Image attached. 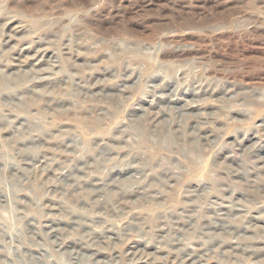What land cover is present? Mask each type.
Instances as JSON below:
<instances>
[{
	"label": "rangeland",
	"instance_id": "1",
	"mask_svg": "<svg viewBox=\"0 0 264 264\" xmlns=\"http://www.w3.org/2000/svg\"><path fill=\"white\" fill-rule=\"evenodd\" d=\"M49 65L75 82H86L91 92L76 99L74 95L82 92L80 83L69 79L33 87L49 100L65 102L42 101L28 108L17 99H0L1 116L10 115L9 123L0 126V157L13 158L17 165L0 162V264H80L82 255H92L91 261L99 264H264L263 250L252 257L241 251L246 245L255 251L264 248V0H0V89L4 76L23 82V76L33 75L32 69ZM31 94L19 97L28 100ZM143 117L151 131L172 119L173 134L178 126H187L185 141L175 142L171 152L158 153L184 175L164 188L166 199L149 210L129 204L124 215H117L119 204L116 212L98 214L71 199L92 187L81 181L79 188L62 190L67 176L86 178L69 171L74 167L71 158L81 153H63L59 141L72 134L83 144H108L110 137L120 136L113 133L118 128L134 124L138 130ZM32 120L47 123L42 143L13 144L15 137L6 125L19 127L16 135H21ZM92 120L99 126L96 134L87 127ZM178 144L187 147L183 156L177 153ZM37 146L38 158L29 154ZM24 149L23 158L19 153ZM134 150L128 145L113 154L112 163L104 168L133 159L127 155ZM148 153L157 154L154 149ZM52 159L57 162L48 165ZM138 160L135 166L140 165ZM79 166L85 169L84 164ZM237 171L249 175L248 182L233 174ZM94 172L102 180L108 176L107 170ZM132 174L113 173L112 183L124 184ZM245 185L259 196H244ZM208 189L206 199L185 198L187 191H196L197 196ZM215 195L238 205L241 200L245 211L234 212V220L253 231L225 235L229 244L221 248L213 244L208 247L212 252L199 259L160 237L157 251L149 244L153 239L149 232L130 229L121 240L115 238L128 223L146 219V227L156 226L154 218L161 213L215 202ZM207 204L206 208L218 207ZM211 212L206 215L213 218ZM226 212L220 215L226 218ZM205 213L197 209L192 215ZM89 215L102 219L91 222L95 219ZM78 223L89 225L90 234L84 233L89 229L85 226L78 229ZM179 229L176 225L171 236L180 242L194 238L192 231ZM221 251L227 254L223 257Z\"/></svg>",
	"mask_w": 264,
	"mask_h": 264
},
{
	"label": "bare ground",
	"instance_id": "2",
	"mask_svg": "<svg viewBox=\"0 0 264 264\" xmlns=\"http://www.w3.org/2000/svg\"><path fill=\"white\" fill-rule=\"evenodd\" d=\"M33 72L32 76H23L22 78L24 79L23 82H14L13 80H9V77L4 76L6 79H4V89H0V99H17L19 100V104L21 106L26 104V107H35L38 106V103H41L42 101L44 104L49 105L50 102H65L63 98L58 99L57 97H52L50 100L48 99V95L40 93L39 91H36L33 87L35 84H45V85H52L57 83H63V82H69V79L73 83H80V82H75L72 77H70L67 74L61 75V72H55L54 67L52 65H49L48 68L45 69H32ZM48 76H46V75ZM156 76V75H155ZM20 77V76H19ZM78 88H81L82 92H78L77 94L74 95V97L81 98L82 94L84 91V96H87L89 92H91V87L86 83H80V85L77 86ZM33 94H31V92ZM24 93H30L31 98L26 100L24 97H19L20 95ZM83 97V96H82ZM49 103V104H48ZM191 104V103H190ZM199 106V105H198ZM191 108V107H190ZM22 109V108H20ZM8 111V110H6ZM115 112V111H112ZM3 113V112H2ZM29 113V112H28ZM192 113V112H191ZM112 114V113H111ZM194 114V113H193ZM12 115V114H11ZM1 116V114H0ZM7 116H10L9 114H5L0 117V126L4 125L6 123H9ZM194 116V115H193ZM104 117V116H102ZM31 118V117H30ZM32 119V118H31ZM195 120V117L193 118ZM95 120V119H94ZM92 120L89 122L88 126L90 130H93V133L96 134L95 132L99 129V126L97 125L98 123L94 122ZM174 120L172 119V122L169 124H165L160 130L158 131H151L149 129V123L147 121V118L143 117L142 119L138 120L137 122V128L136 130L134 124L132 125H127L122 128H118L117 131H113L114 134H119L120 136L116 137H110L111 143L108 144H103V145H98V144H83L80 139L77 136L74 135H66L64 138H62L61 141H59L58 148L62 149L63 153H66L67 155L70 153H81L80 155L82 156H77L72 159V162L74 163V167L69 169L70 172L74 173H80L83 176H85L86 179L80 180V178H75L72 176H67L64 183L62 185V190L70 192L71 187L74 185H77L79 188V184L81 181L84 182V185H90L92 189L90 190H82L80 195L77 196H71V199L76 200V201H82L85 203V206L89 208L91 211H94L95 213H100L101 211H106V212H114L116 208V204L121 205L120 208L117 207L116 211L119 212L121 211L120 214L117 215H124L126 210V206L130 205H138L140 208H146L148 207L153 208L154 205H158L160 203V199H166V191L164 188H169L172 182H177L181 180L178 175H183L180 171H177L175 167L172 165L171 162H168L166 158H158V153L166 151V150H171L175 148V142L178 141H185L188 137L187 135V126L180 125L179 130L173 134V125H174ZM197 122V121H196ZM33 125L28 126L25 130H23V133L21 135L16 133L18 130H20L19 127L13 126V125H6L8 129H10L13 137L12 143L15 144L16 146L18 145H23L26 144L27 142L37 144V143H42V137L46 134V132L43 128H45V125H47L46 122H38L36 121L35 123L32 120ZM45 125H44V124ZM200 123V122H199ZM97 125L96 127H93V125ZM23 124H21L22 126ZM100 125V124H99ZM135 127V128H134ZM17 129V131H15ZM48 130V129H47ZM165 130V132H164ZM173 130V131H172ZM99 132V131H98ZM97 132V133H98ZM93 134V135H94ZM15 135V136H14ZM153 135V138L151 140V137ZM177 139V140H176ZM46 143L48 141L44 139ZM131 141V142H129ZM88 143V142H87ZM121 144V145H120ZM125 144V145H123ZM137 144V147H136ZM42 145V144H41ZM133 147L135 149L131 153L127 155L129 158H133L128 160V162H121L112 168H104V166H108L111 161H113V154L117 155L118 152L126 147ZM149 145V146H148ZM38 148H34V151H29V154L35 155L36 158H38L41 155L40 147L37 146ZM186 146H180L178 144L177 147V153L183 156V152L186 149ZM154 149L156 151V155L153 156L148 153L149 150ZM32 150V148L30 149ZM171 152V151H170ZM24 153H26L25 149L20 151V155L23 156L24 158ZM40 154V155H39ZM157 156V158H155ZM34 158V160H36ZM41 158H46V157H41ZM40 158V159H41ZM126 159V158H125ZM139 162V166H135L134 163ZM176 159V157H175ZM5 160V161H4ZM0 162L5 164L6 167H13L15 168L16 163L13 160V158L7 159V158H1L0 157ZM57 161L55 159H52L49 161L48 165H52L56 163ZM112 163V162H111ZM114 163V162H113ZM80 164H84V168L79 166ZM47 165V166H48ZM112 166V165H111ZM110 166V167H111ZM95 168H99L101 170H107L108 171V176L105 178V180H102L100 176L95 175L94 170ZM177 168V167H176ZM84 170V171H83ZM133 178H129L124 184L119 183V181L114 180L112 183V177L111 174L113 173H132ZM230 173V172H229ZM110 174V175H109ZM236 174L240 179L245 180L248 182V177L249 175L239 173L238 171ZM235 175V176H236ZM260 175V174H259ZM113 176V175H112ZM261 177V176H260ZM259 177V178H260ZM152 180V181H151ZM64 181V180H63ZM154 183V184H153ZM257 183V182H256ZM253 182V187L254 184ZM69 185V186H68ZM172 186V185H171ZM245 194L244 196L246 197H253L255 198L256 196H259L258 194H250L249 189L252 186H247L245 185ZM113 188V189H112ZM212 188V187H211ZM84 189V188H83ZM207 189V188H206ZM116 190L118 192H116ZM196 192V191H193ZM192 191H187V194L185 195V198L187 197L188 199L192 198H200L201 196L205 198V195H209L211 193V190L208 189L204 192L205 194L201 195H193ZM90 193V194H88ZM73 194V193H71ZM88 194V195H87ZM232 194V193H230ZM236 193L233 192V196ZM131 197L132 199H128ZM162 197V198H161ZM215 200H210V201H205L204 205L202 206H197L193 205L192 207H185L181 213L175 212V213H169V212H163L159 217L154 218L155 222L157 223L156 226H147L146 227V222L143 220L142 223H128V226L125 227L124 232L120 233L119 235L114 234L115 238L118 240H121L123 235H128L127 231L131 229V231H138L140 234H144L146 232H149L153 237L151 243H149L151 246H155V249L159 251L161 249L159 243L160 240L158 237H160L164 241L166 239L169 242V246L173 245H178L180 248L182 247L183 249H180V251H185L189 249L186 252V254H192V256L196 255L195 257L199 259L201 256L200 254H206V253H211L212 251L208 248L209 246L213 245L214 246L217 244L219 245L218 247L221 248L227 244L228 238L225 237V235L233 234L236 230L240 232V229L243 230L244 232H250L253 231L250 229V227H247L246 225H241L240 223L235 222L234 219H236L234 216V212L238 211H245L243 205L241 204H236V201L229 200L230 198L227 197H220V196H213ZM206 199V198H205ZM211 202L216 205V208L214 207L211 208H206L207 203ZM220 202V203H217ZM230 203L229 206H226L224 209V204ZM123 203V204H122ZM64 204V203H62ZM161 205V204H160ZM134 208V206H132ZM131 207V209H132ZM162 208V206H160ZM70 208V207H67ZM160 208V209H161ZM246 208V207H245ZM120 209V210H119ZM130 209V210H131ZM159 209V208H158ZM201 213L202 209L206 210V213L200 217L192 215L194 212ZM217 209V211H215ZM133 210V209H132ZM149 210V209H148ZM211 210H214L215 216L213 218H210V216L206 215L209 213H212ZM115 211V212H116ZM154 211V210H153ZM226 212L228 216L226 218H223L222 215H220L221 212ZM131 212V211H130ZM162 212V211H161ZM232 212L233 215L230 213ZM246 212H248L246 210ZM245 212V213H246ZM65 213H68L65 210ZM104 213V212H103ZM135 213V212H134ZM160 213V211H159ZM70 214V212H69ZM131 214V213H130ZM128 214V215H130ZM113 215V214H112ZM91 218L95 219L94 221L91 222H98L102 219L101 216H95L92 217V215H89ZM142 215L140 214V217ZM124 217V216H123ZM138 217V216H137ZM198 217V218H197ZM255 217H253L254 219ZM97 219V220H96ZM127 219V218H126ZM258 219V218H255ZM132 220V219H131ZM110 221V220H108ZM150 225V224H149ZM176 225L180 227L179 231L182 233H190V231L193 232L194 238L190 239L189 242H180L178 239L174 238L171 236L172 231L175 230ZM77 228H89L87 231H84V233H87L88 235L90 234L89 230L90 227L87 224H77ZM76 229V228H75ZM52 230V228H51ZM150 230V231H148ZM213 230H219L222 233H215ZM56 231V230H55ZM126 231V232H125ZM237 232V231H236ZM161 233V234H160ZM160 234V235H159ZM60 235V234H59ZM70 235V234H69ZM167 235V236H165ZM223 235V236H221ZM61 236V235H60ZM59 236V237H60ZM68 236V235H67ZM118 236V237H117ZM165 236V237H164ZM140 237V236H139ZM200 237L199 240L196 238ZM206 238V241L203 242V238ZM224 237V238H222ZM228 237V236H227ZM143 238V237H140ZM106 239V238H105ZM157 240V241H156ZM55 241V240H54ZM178 243V244H176ZM161 244V243H160ZM199 245L202 246L204 249L203 250H198L194 249L192 245ZM240 246V245H239ZM217 248V249H219ZM263 250L264 248H256V251L252 249L250 246H245L241 247V251L243 253L247 254L249 257H252L253 255L257 254V252ZM200 251V252H199ZM223 251V250H222ZM223 257L227 254V252H222ZM191 252V253H190ZM214 252V251H213ZM71 254V253H70ZM181 255V254H179ZM92 256V255H91ZM91 256H81L80 257V264H82L83 261H89V264H99V262H92L91 261ZM189 257V256H188ZM187 257V258H188ZM194 257V258H195ZM93 258V257H92ZM83 260V261H82ZM239 261V260H238ZM219 264H230L231 262H217ZM232 264V263H231ZM242 264H245L243 262Z\"/></svg>",
	"mask_w": 264,
	"mask_h": 264
}]
</instances>
